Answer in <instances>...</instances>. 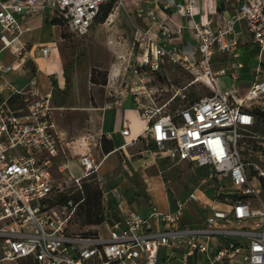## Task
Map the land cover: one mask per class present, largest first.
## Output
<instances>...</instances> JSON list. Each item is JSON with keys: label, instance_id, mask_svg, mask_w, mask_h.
<instances>
[{"label": "built area", "instance_id": "built-area-1", "mask_svg": "<svg viewBox=\"0 0 264 264\" xmlns=\"http://www.w3.org/2000/svg\"><path fill=\"white\" fill-rule=\"evenodd\" d=\"M107 1L0 0V262L264 264V131L255 129L264 115V0H223L208 12L199 0L146 1L130 56L104 85L105 108L129 99L146 121L118 149L145 141L151 156L204 174L180 197L165 194L164 208L150 201L145 212L130 208L115 188L117 216L105 217L95 236L67 232L74 204L51 196L54 173H64L69 159L52 91L41 92L35 63L57 44L29 46L22 37L32 29L30 19L47 10L65 32L85 36ZM174 15L188 19L186 25ZM252 44L259 65L249 87L221 89L218 78L227 70L213 65L215 55L234 59L230 76L237 80L239 46ZM171 68L190 79L176 89L160 84ZM192 90L205 93L189 98ZM118 133L129 136L124 126ZM76 164V182L100 166L90 153Z\"/></svg>", "mask_w": 264, "mask_h": 264}, {"label": "rangeland", "instance_id": "rangeland-1", "mask_svg": "<svg viewBox=\"0 0 264 264\" xmlns=\"http://www.w3.org/2000/svg\"><path fill=\"white\" fill-rule=\"evenodd\" d=\"M112 3L111 12L105 21H95L85 36L80 37L67 32L65 34V29L60 28L61 36L65 39L63 42H57V51L63 58V71L55 78L58 83L50 78L52 104L56 107L53 114L69 159V168L64 173H54L55 182L51 197L55 201L59 197H70L80 192L83 184L97 186L101 193L98 216L102 220L118 214V202L111 194L115 188L124 193V200H127L130 208L145 212L150 201L159 208H164L165 194L169 199L174 196L180 197L187 189L199 182L204 174L203 171L192 170L182 162L151 156L153 149L145 141L126 146L125 152H113L115 154L108 157L106 162L103 161L97 123L100 113L110 98L105 84L102 86L90 83L88 73L92 67L98 68L106 73L107 80V75L110 76L113 71H117L126 63L130 56L134 30L140 25V21H143L140 14L145 10L142 4L125 6L119 0H113ZM56 35H58L56 29L46 26L35 32L33 36L41 42H48ZM239 52L238 60L243 63V67L237 70L239 75L237 80H233L230 76L233 71L230 65L234 59L220 54L214 57L213 65L224 66L227 70L226 74L218 78L221 89L229 88L234 84L245 91L253 81L254 70L259 65L257 48L253 44L249 48L239 46ZM262 59L264 60V52ZM40 64L44 66L42 62ZM261 69L264 72V63ZM167 71L168 78L158 79L160 84L167 83L169 87L173 85L176 89L190 79V76L182 74L178 69L171 68ZM99 77L98 81H101V75ZM198 86L201 84L196 85ZM44 87L47 89L48 85L45 84ZM163 93V98L166 99L171 91ZM203 93L205 91L192 90L189 98ZM144 101L148 100L144 99ZM122 106L121 108L129 107L140 111L130 101ZM255 129L264 131V115L257 116ZM248 144H254V141L249 140ZM147 149L150 151L148 152ZM81 153H90L102 167L100 165L97 173L92 177L82 178L76 182L75 178L81 174V168L76 164ZM252 158L255 159V155ZM208 194L211 195V192ZM261 198L264 199V188ZM99 228H102V223L82 224V217L77 216L75 212L67 225V231L77 233L97 231ZM0 263L34 264L30 259L25 258L16 261L3 260Z\"/></svg>", "mask_w": 264, "mask_h": 264}, {"label": "crops", "instance_id": "crops-1", "mask_svg": "<svg viewBox=\"0 0 264 264\" xmlns=\"http://www.w3.org/2000/svg\"><path fill=\"white\" fill-rule=\"evenodd\" d=\"M121 1L125 6L126 5L131 6L132 4H134L132 6H139L142 4L143 8L144 7L146 8L148 6L146 3V1L148 0H124V1L121 0ZM222 2L223 0H199V6L200 8L205 9V11L208 12L210 9L220 6ZM50 17H51V12L47 10L42 15L35 16L32 19H30L29 25L32 27V29L23 34L22 37L23 41L26 42L29 46L39 45V44L46 45L51 42H56V44L58 45L57 42L59 41L63 42L64 38H62L60 33V28H61L60 25L53 24L50 20L51 19ZM174 19L179 23H183L184 25H186L188 21V19L179 17L177 15H174ZM46 26H52L54 30L56 29V34L58 33V35L53 37L48 42H41L33 35L35 34V32L39 31L42 27H46ZM139 26H143V21H140ZM184 35L185 37L189 38L188 36L189 31L185 29ZM41 62L44 64V66H41L40 64ZM35 63L39 67V70H37L36 72V76L39 83H41L40 84L41 92L44 93L47 91H51L52 89H51L50 78H53L55 80L56 76L63 71V58L61 57L60 54H58V51L56 50L49 53L47 57H41L36 59ZM89 74H90V70L88 73V80H89ZM56 83L58 82L56 81ZM45 84L48 85L47 89L46 87L43 88V85ZM129 101H130L129 99H125L123 101V104L128 103ZM121 106L104 108L99 116V120L97 123L99 138L102 134H104L106 137L111 138L114 143L113 151L107 154L103 153L104 155L103 161H105L106 159H108V157H110L111 155L115 154L118 151L120 153L125 152L126 146L124 147V149L120 148L121 150H119L118 148L121 147L126 140L133 139L134 137L139 135V133L144 129L146 125V121L144 120L141 111H135L129 107L121 108ZM123 126L127 127L129 130V136H127L126 138L122 137L118 133ZM100 167H102V165Z\"/></svg>", "mask_w": 264, "mask_h": 264}, {"label": "trees", "instance_id": "trees-1", "mask_svg": "<svg viewBox=\"0 0 264 264\" xmlns=\"http://www.w3.org/2000/svg\"><path fill=\"white\" fill-rule=\"evenodd\" d=\"M113 0H108L101 8L99 15L95 19L97 22H103L108 17L109 13L111 12ZM53 24L61 25L60 21L53 18L51 20ZM66 34V32H65ZM63 34V35H65ZM66 37V35L64 36ZM65 39V38H64ZM101 75V81L99 80V76ZM89 81L92 84H101L102 86L106 82V73L102 72L100 69L92 67L90 69L89 74ZM100 145L101 151L104 154H107L114 150V143L111 138L106 137L104 134L100 136ZM93 176V175H92ZM91 176V177H92ZM100 189L97 186H91L88 184H83V188L80 192H77L70 197H59L56 201L67 203L68 200H71L74 204V212L77 216L82 217V224L84 225H96L102 223V219L98 216L99 213V206H100ZM73 234H78L82 236H95L97 231H86L83 233L77 232H69ZM24 259V258H21ZM25 259H30L34 264H38L33 258L25 257ZM20 260V259H19Z\"/></svg>", "mask_w": 264, "mask_h": 264}, {"label": "bare ground", "instance_id": "bare-ground-1", "mask_svg": "<svg viewBox=\"0 0 264 264\" xmlns=\"http://www.w3.org/2000/svg\"><path fill=\"white\" fill-rule=\"evenodd\" d=\"M113 153V152H112Z\"/></svg>", "mask_w": 264, "mask_h": 264}]
</instances>
